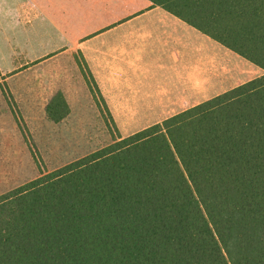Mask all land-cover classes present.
Returning a JSON list of instances; mask_svg holds the SVG:
<instances>
[{
	"label": "trees",
	"instance_id": "1",
	"mask_svg": "<svg viewBox=\"0 0 264 264\" xmlns=\"http://www.w3.org/2000/svg\"><path fill=\"white\" fill-rule=\"evenodd\" d=\"M263 73L0 194V264H264V0H151ZM47 117L71 106L57 90Z\"/></svg>",
	"mask_w": 264,
	"mask_h": 264
},
{
	"label": "rangeland",
	"instance_id": "2",
	"mask_svg": "<svg viewBox=\"0 0 264 264\" xmlns=\"http://www.w3.org/2000/svg\"><path fill=\"white\" fill-rule=\"evenodd\" d=\"M112 1L113 8L119 10L113 16L122 19L97 20L99 33L90 45L91 49L101 50L88 53L95 59L109 55L103 51L106 44L121 43L119 30L158 25L156 18L150 17L123 26L132 18H126L128 14L136 9L134 0ZM39 15L37 0H0V194L109 144L116 130L107 123V112L99 108L89 91L79 54L60 43L50 46L55 38L46 37V32L41 35ZM176 28L189 27L183 23ZM59 46V52L46 50ZM181 50L173 44L171 61L160 60L156 65H160L161 72L168 68L175 73L173 77L162 74L160 79L182 83L186 91L188 86L196 89L206 81L208 98L263 73L259 66L212 39H208L205 69L193 64L190 57L194 50ZM57 90L64 91L72 110L63 121L55 123L47 117L46 105ZM187 96L177 95L174 111L189 103ZM163 119L119 116L115 122L119 133L126 136Z\"/></svg>",
	"mask_w": 264,
	"mask_h": 264
},
{
	"label": "crops",
	"instance_id": "3",
	"mask_svg": "<svg viewBox=\"0 0 264 264\" xmlns=\"http://www.w3.org/2000/svg\"><path fill=\"white\" fill-rule=\"evenodd\" d=\"M37 1L39 2L41 35L46 32V37L55 38L54 44L50 42V46H57L60 43V46L66 45L69 51L82 52L115 119L119 116H163L167 118L209 99L206 81L203 85L200 84L201 82L198 86L196 85V89L191 88L190 85L191 87L188 86L186 91V86L182 83L177 84L169 79H160L162 74L173 77L175 73L170 72L168 68L161 72L160 65H156L160 60L171 61L169 51L175 44L180 50L186 47L194 50L190 57L193 64H198L199 68L205 69L208 39L218 41L163 7L155 5L151 0H134L136 9L128 14L126 18L130 16L132 18L125 20L123 26L138 22L137 19L150 17L156 18L158 25L153 28L119 30V36H123L121 43L119 45L106 44L103 51L109 55L102 60L95 59L88 53H98L101 50L100 48L99 50L91 49L90 45L93 37L99 33L97 32V20L110 22L122 19L119 16H113L117 15L119 10L113 8L112 0ZM179 21L180 24H178ZM183 23L189 28L178 30L176 27L182 26ZM60 46L46 50L59 52L62 49ZM179 57L182 58V53ZM182 63L183 59H180L179 64ZM161 80L163 85H161ZM162 86L166 89L161 91ZM184 93L188 94L189 103L181 107L183 109L174 111L177 107V95L183 96ZM178 98L182 101V97ZM157 122L160 121L149 125Z\"/></svg>",
	"mask_w": 264,
	"mask_h": 264
}]
</instances>
